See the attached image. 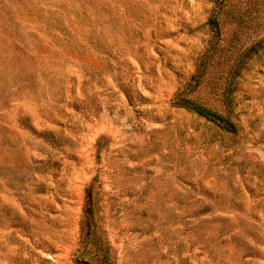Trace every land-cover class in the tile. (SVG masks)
I'll use <instances>...</instances> for the list:
<instances>
[{
	"label": "rangeland",
	"instance_id": "rangeland-1",
	"mask_svg": "<svg viewBox=\"0 0 264 264\" xmlns=\"http://www.w3.org/2000/svg\"><path fill=\"white\" fill-rule=\"evenodd\" d=\"M84 262L264 264V0H0V264Z\"/></svg>",
	"mask_w": 264,
	"mask_h": 264
},
{
	"label": "trees",
	"instance_id": "trees-1",
	"mask_svg": "<svg viewBox=\"0 0 264 264\" xmlns=\"http://www.w3.org/2000/svg\"><path fill=\"white\" fill-rule=\"evenodd\" d=\"M210 25L212 28L215 30V37H219L221 34L220 30V23L217 21V19L214 17L210 21ZM184 104L186 108L190 109L191 111L195 112L199 116L205 118L207 121L214 123L218 127L234 132L235 131V126L232 124L227 118H224L222 115H220L218 112L200 104L195 101L191 100H185ZM83 264H93L92 262H84Z\"/></svg>",
	"mask_w": 264,
	"mask_h": 264
}]
</instances>
